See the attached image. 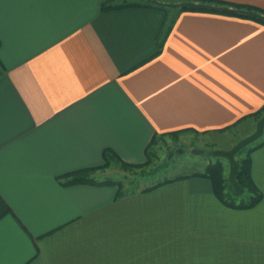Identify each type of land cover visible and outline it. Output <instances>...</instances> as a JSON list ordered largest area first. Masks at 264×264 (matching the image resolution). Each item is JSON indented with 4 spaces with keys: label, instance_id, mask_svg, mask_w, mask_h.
<instances>
[{
    "label": "crops",
    "instance_id": "1",
    "mask_svg": "<svg viewBox=\"0 0 264 264\" xmlns=\"http://www.w3.org/2000/svg\"><path fill=\"white\" fill-rule=\"evenodd\" d=\"M108 1L0 0V264H264V144L248 208L201 175L120 196L63 183L105 149L142 164L153 139L220 135L264 105L263 23L181 11L168 30L162 0Z\"/></svg>",
    "mask_w": 264,
    "mask_h": 264
},
{
    "label": "rangeland",
    "instance_id": "2",
    "mask_svg": "<svg viewBox=\"0 0 264 264\" xmlns=\"http://www.w3.org/2000/svg\"><path fill=\"white\" fill-rule=\"evenodd\" d=\"M162 1L170 14L183 2L190 4L187 0ZM263 140L264 112H261L257 117L248 118L241 126L220 135L185 131L160 137L149 146L146 160L139 167H126L117 160H111L107 167L92 171L90 175L97 181L112 180L123 191L134 192L166 179L203 172L208 164L219 161L223 168L225 193L228 199L238 203L246 200L249 193L240 187L237 180L233 185L232 176L241 159L250 156V149ZM197 150L203 153L198 154ZM232 168H235L234 172Z\"/></svg>",
    "mask_w": 264,
    "mask_h": 264
},
{
    "label": "trees",
    "instance_id": "3",
    "mask_svg": "<svg viewBox=\"0 0 264 264\" xmlns=\"http://www.w3.org/2000/svg\"><path fill=\"white\" fill-rule=\"evenodd\" d=\"M186 1V0H183ZM190 2V4H184L183 2L176 10L173 15L169 13L168 8L165 6H157L156 8H159L164 14H165V21L168 22L167 29L169 30L171 26L173 25L174 21L176 20L178 14L181 11H206V12H212V13H220L225 15H234L238 17H244V18H250L253 20H256L260 23L264 24V10L260 8H256L249 5L244 4H237V3H231L226 2L222 0H187ZM194 2V3H191ZM143 5L142 2L139 0H110L108 2H105L101 5V8L103 10H110L115 8H122V7H131V6H141ZM240 10V11H238ZM242 10V11H241ZM248 12H243V11ZM263 15V16H261ZM167 30V31H168ZM261 112H264V105L260 107L258 110L252 112L251 114H248L244 117H257ZM179 132H171L172 135H175ZM154 142H151V144ZM149 144V146L151 145ZM264 144V140L259 143L257 146L250 149L252 151L253 149L261 146ZM148 148L146 149V154L148 153ZM102 158H103V164L100 166L95 167H89L84 169H79L75 171L68 172L64 175H62V179H64V184H80V183H103V184H116L112 180L104 179L102 181H97L93 179V177L90 175L92 171L105 168L109 165V161L111 160H117L121 162L122 165L126 167H139L140 164H129L121 161L119 157L110 149H105L102 152ZM223 168L221 165V162L216 161L214 163H210L207 165L205 170L203 172H197L193 175H201L204 177H207L212 185V190L215 196L225 205L233 207V208H248L254 206L256 203H258L261 200L262 194L255 185V183L252 180L251 177V158L249 155H247L245 158L241 159L238 169L235 172V178L237 180V183L240 185L241 188L246 189V191L249 193L246 200L240 201L238 203L234 202L232 199H228L226 193H225V179L222 176ZM185 177V176H182ZM174 179H166L158 184L148 186L144 188V190H150L153 189L160 184L167 183L169 181H172ZM117 186V196L123 195L128 191H123V188L116 184Z\"/></svg>",
    "mask_w": 264,
    "mask_h": 264
},
{
    "label": "water",
    "instance_id": "4",
    "mask_svg": "<svg viewBox=\"0 0 264 264\" xmlns=\"http://www.w3.org/2000/svg\"><path fill=\"white\" fill-rule=\"evenodd\" d=\"M196 153H198V154H202L203 151H202V150H197Z\"/></svg>",
    "mask_w": 264,
    "mask_h": 264
}]
</instances>
